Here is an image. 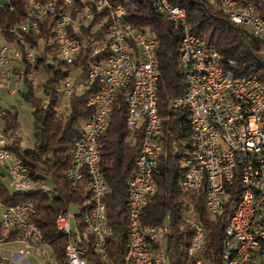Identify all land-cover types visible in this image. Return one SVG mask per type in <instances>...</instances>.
<instances>
[{
    "label": "built area",
    "instance_id": "2783aa9c",
    "mask_svg": "<svg viewBox=\"0 0 264 264\" xmlns=\"http://www.w3.org/2000/svg\"><path fill=\"white\" fill-rule=\"evenodd\" d=\"M152 1L157 11L158 7H165V12L173 15V23L180 28L185 40V49H181V58L185 61L182 70L185 88L171 105L176 106V100H183L190 112L189 144H193V152L180 180L182 206L191 221L187 255L195 264H202L204 229L194 225L191 212L198 211L200 206L209 208V214L211 208H219L220 213L227 196L224 180L235 177L239 184H244V196L238 217L227 218L223 233L233 231L231 245L236 256L241 258V264H264V254L255 261H242V253H246V247L251 244L245 233L243 215L247 183H251L254 162H262L264 172V156L252 159V149L264 145L263 80L254 75L234 74L235 62L230 58L221 59L214 46L187 28L177 4L169 0ZM207 1L216 6L217 1L235 6L239 17H225L247 28L261 43L260 54L264 56V0H259V8L254 4L252 16H245V8H240L238 0ZM60 3H67V10H60ZM73 9V0H59L57 5L41 4V0H37L30 10L28 25L18 30L8 28L15 32L17 39L10 52L6 44L0 43V76L10 75L3 55H10V60L22 56L29 62V49L33 45L23 33H38L39 23L45 19L50 23L57 56L64 64H75L61 77L59 90L65 95L79 93L83 88L92 90L86 100L92 111L72 140L69 162L64 170L71 189H77L84 177L87 180L89 198L79 201L77 210L82 212L83 229L71 230L72 215L67 207L64 214H55L52 220L57 233H67L70 239L69 263L72 264H92V258H101L103 264H109L106 240L111 226H105L103 221L106 212L104 198L109 187L99 166L97 139L109 125L110 111H106V102L122 93L125 127L131 140L137 135L139 139L134 166L127 176L128 184H125L130 235L121 258L123 264H143V248H148L149 242L154 240L166 241L170 233L168 214L160 223H141V209L151 201L154 193L148 192V183L154 181L153 173L162 151L156 92H151V83H156L158 77V58L156 52H149V43L156 39L145 29L128 22L124 18L123 6L113 0H84L80 18H72ZM0 37H3L1 27ZM19 44L23 46L22 53ZM70 69L78 70L72 78L68 76ZM0 162L7 169L14 190L36 186L50 189L44 179L39 182L34 179L20 158L8 148L3 130H0ZM256 204L260 206L259 216H263L264 234V181ZM34 211V205L28 200L9 204L0 201V218H3L0 264H29L25 259L17 261V257L28 254L41 257L44 264L53 261V252L47 253L43 248V243L47 242L32 218ZM13 229H21V237H13ZM30 239L40 240L41 249H31ZM86 239H94L96 256L85 254ZM7 242L14 243L15 248H3L2 244ZM5 250H9L8 256L4 254ZM165 257L166 251L156 250V264H161ZM213 264H226L225 255L219 253L217 263Z\"/></svg>",
    "mask_w": 264,
    "mask_h": 264
},
{
    "label": "trees",
    "instance_id": "16d2710c",
    "mask_svg": "<svg viewBox=\"0 0 264 264\" xmlns=\"http://www.w3.org/2000/svg\"><path fill=\"white\" fill-rule=\"evenodd\" d=\"M30 1L0 0L2 35L15 44L16 34L8 28L11 29L15 23L27 18ZM52 1L58 4L59 0ZM113 1L123 6L124 18L128 22L145 29L158 41L156 105L162 123V151L153 173L156 188L151 201L141 209V223L143 225L160 223L168 214L170 233L166 237L165 251L169 264H194L186 252L191 228L180 221L178 213L183 193L180 180L185 168L180 161L190 147L189 111L183 100H177L176 106L171 105V101L181 96L185 88L182 75L184 67L179 62L181 30L174 27L165 13L155 9L152 0ZM169 1L185 9L189 29L202 37L206 43L214 46L221 59L230 58L235 62L232 68L234 74L254 75L264 80L261 43L251 36L247 28L230 22L219 5L216 6L207 0ZM249 1L258 8L261 6L259 0ZM39 28L38 33H23L25 39L36 50L33 62L29 63L22 56L19 57L23 62L25 82V89L20 94L31 106L33 126L31 146H22L14 135L15 110L11 107H0V117L8 148L20 158L38 182L48 176L50 189L36 186L10 191L0 180V201L5 204L30 201L35 208L32 218L40 228L43 240L52 246L56 259L65 264L63 249L68 237L57 233L52 220L57 212L64 211L68 203L79 204V201L89 198L86 178L84 177L77 189H71L65 180L64 170L69 162L72 140L80 131L81 123L92 111V107L86 104L92 90L83 88L79 93L69 94L68 113L65 116L56 113L58 80L75 64H64L56 55L50 23L44 19L39 23ZM19 47L22 53L23 46L19 44ZM47 54L50 55L49 60ZM38 64L43 66L46 73V79L41 84V90L47 97L45 103H41V99L32 94L30 80L26 78V74ZM83 71L84 67L81 73ZM121 96L120 92L110 108L109 125L97 139L99 166L109 187V192L104 198L106 216L111 225V233L106 240V257L109 264H123L121 257L128 236L125 184L134 166L139 139L138 135L134 140L129 137L124 122L125 109ZM238 185L235 177L226 183L227 196L220 213L209 214L204 208L198 207L199 222L204 229L203 256L214 263H217L218 255L222 252L223 229L238 197L240 190ZM89 243L90 239L88 242L85 241V253L92 256L94 250ZM93 264H102V261L93 258Z\"/></svg>",
    "mask_w": 264,
    "mask_h": 264
},
{
    "label": "bare ground",
    "instance_id": "6f19581e",
    "mask_svg": "<svg viewBox=\"0 0 264 264\" xmlns=\"http://www.w3.org/2000/svg\"><path fill=\"white\" fill-rule=\"evenodd\" d=\"M238 1H239L240 8H245V16H252L255 13V5L252 2L248 0H238ZM73 2H74V9L72 11V18H80L83 14L84 0H73ZM36 3H37V0L30 1L29 6H28L29 15H27V18L15 23L11 27V30H18L19 28H23L24 26L28 25V20L30 17V10L34 8ZM41 4L57 5L52 0L45 1V2L41 1ZM217 5H219L220 10L225 15L232 16V17H239V10H236L235 6L225 5L224 1H217ZM60 10H67V3H60ZM158 11L165 13L167 17L173 23V15L170 12H165V7H158ZM178 11H180L183 14V18L185 19V14H186L185 9L182 6L178 5ZM173 25L174 27L180 29L179 27H177L176 24L173 23ZM187 28H189L188 23H187ZM157 42L158 41L156 40V41H151L149 43V52L157 51L156 50ZM181 49H185V40L182 39V35H181V41H180L179 62L181 66H183L185 69V61H183L181 58ZM216 52L219 53L217 50ZM34 59H35L34 58V48H30L29 49V63H32ZM8 60H10V55H3V62H7ZM157 78L158 77H156V83H151V92L157 91L156 90V86L158 83ZM263 83H264V80H263ZM262 96L264 97V86H262ZM115 99L116 98H111V101L106 102V111H110V108L113 102L115 101ZM189 119H190V112H189ZM161 134H162V123H161V117L159 116V135ZM192 152H193V144H190V147L188 148L184 156V161H185L184 174L186 172L187 161L189 157L191 156ZM263 156H264V145H257L255 148L252 149V159H259V158H262ZM181 179H183V176ZM230 181L231 180H224V188H226L225 187L226 183ZM263 181H264L263 163L254 162L251 183H247L246 210L244 211V215H243L245 233L249 241L251 242V244H249L246 247V253H242V261L244 262L255 261L257 258H260L264 254V234H262L263 216H259L260 206H257L256 204L257 196L258 194H260V187ZM126 183L128 184V179ZM154 184H155V181H150L148 183V192H154V188H156L154 187ZM239 185H240L239 194H237L238 197L234 201L232 212L229 218H237L239 215L240 201L243 200V196H244V184H239ZM19 189H30V188H19ZM204 210H206L209 213V208H204ZM178 213H179L180 221L185 226H188L191 228V221L187 219V211L183 208L182 201L180 202ZM218 213H219V208L210 209V214H218ZM56 214H64V211L57 212ZM106 215H107L106 212H104L103 213L104 225L111 226L110 223L108 222ZM74 216H75V220L77 219V221H75V224H74L75 228L83 229L82 212H77V214H75ZM127 219H128V236H129L130 235V224H129L128 213H127ZM191 219L195 226H202V224L199 222L197 211L191 212ZM78 222H80V226L82 225L81 227L78 226ZM2 225H3V218H0V226ZM55 229L57 231V228ZM224 232L225 233H223L224 236L222 238V250H221L222 252L220 253H223L225 255L226 264H241V258H239V256H236V250L231 245V240L233 238V231L225 230ZM61 234H64L67 236V233H61ZM13 237H21V229H13ZM86 240L87 242L89 241V239H86ZM160 241L161 240H154V242H149V247L143 248V251H142L143 264H156L155 262L156 250H161ZM40 244H41L40 240L30 239V248L32 247L33 249H41ZM89 244L92 246V249L94 250V254L92 253V256L93 255L96 256V248L94 245V239H90ZM69 248H70V239L68 237V240L66 244L64 245V249H63L65 264H72V263H69V260H70ZM84 252H85V242H84ZM85 254L87 255V253ZM54 257L55 255L53 253V258ZM98 259L101 260V258H98ZM213 263L214 262H212L209 258L204 257L202 254V264H213ZM92 264H93V258H92ZM194 264H195V261H194Z\"/></svg>",
    "mask_w": 264,
    "mask_h": 264
},
{
    "label": "rangeland",
    "instance_id": "374dc122",
    "mask_svg": "<svg viewBox=\"0 0 264 264\" xmlns=\"http://www.w3.org/2000/svg\"><path fill=\"white\" fill-rule=\"evenodd\" d=\"M7 41V42H6ZM0 43L6 44L8 47V52H10L11 46H14V42L8 39L4 40L3 37H0ZM13 43V44H11ZM36 52V50H34ZM48 60L50 59V55L47 54ZM57 55V54H56ZM5 66L10 70V75L0 76V82L2 86H0V107H11L15 110V121L16 125L14 128V135L17 136L19 143L22 146H31L33 142V126H32V115H31V106L25 101L20 92L25 89L24 82V74H23V62L18 57H14L11 60H8ZM16 68V69H14ZM77 69H70L68 76L72 78L73 75L77 73ZM12 77V78H10ZM27 80H30L31 83V91L32 94L41 99V103H45L46 95L41 90V84L46 79V73L41 64H38L36 68L31 69L29 73L26 74ZM60 80H58V92H57V101L55 105V110L58 115L65 116L68 113L69 107L67 102V96L62 94L59 90ZM12 88L13 91H9ZM2 119L0 117V130H2ZM6 136V134H5ZM12 137V136H11ZM10 138V137H9ZM181 165L184 166V156L180 161ZM0 180L8 187L11 191L13 190V186L9 182V174L5 166L2 162H0ZM46 185L49 186V177L45 176ZM67 210L72 215L70 219V228L71 230L75 228V214H77L78 204L75 202H70L67 205ZM162 242V243H161ZM41 245V244H40ZM3 248L13 249L15 248V244L12 242H7L2 244ZM160 247L165 252L166 241L165 239L160 241ZM32 248V247H31ZM43 248L47 253H52V246L48 243H43ZM33 249V248H32ZM6 256L9 255V250L3 251ZM20 259H25L29 264H44V261L39 256H34L32 254H28L25 256L17 257V261ZM49 264H62L56 257L53 258V261L49 262ZM161 264H169V260L167 256L164 258Z\"/></svg>",
    "mask_w": 264,
    "mask_h": 264
},
{
    "label": "crops",
    "instance_id": "0c3cea01",
    "mask_svg": "<svg viewBox=\"0 0 264 264\" xmlns=\"http://www.w3.org/2000/svg\"><path fill=\"white\" fill-rule=\"evenodd\" d=\"M14 69H16V68H14Z\"/></svg>",
    "mask_w": 264,
    "mask_h": 264
}]
</instances>
